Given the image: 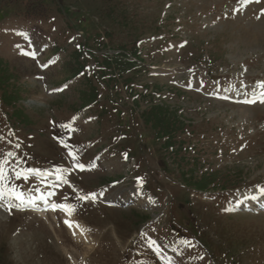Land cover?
I'll list each match as a JSON object with an SVG mask.
<instances>
[{
  "label": "rangeland",
  "instance_id": "374dc122",
  "mask_svg": "<svg viewBox=\"0 0 264 264\" xmlns=\"http://www.w3.org/2000/svg\"><path fill=\"white\" fill-rule=\"evenodd\" d=\"M261 10L264 0H0V151L16 153L17 171L67 181L16 179L9 165L10 183L53 192L51 203L95 194L70 216L82 235L62 211L0 207V264H165L149 239L174 264H264ZM123 51L140 63L104 65Z\"/></svg>",
  "mask_w": 264,
  "mask_h": 264
},
{
  "label": "snow or ice",
  "instance_id": "6c2138e0",
  "mask_svg": "<svg viewBox=\"0 0 264 264\" xmlns=\"http://www.w3.org/2000/svg\"><path fill=\"white\" fill-rule=\"evenodd\" d=\"M236 10L238 11V9H236ZM261 14L264 15V10H261ZM257 18H259V17H257ZM77 47H79V45H77ZM201 87H203L202 84H201ZM257 90H260L258 93L260 102L264 103V82H257L256 86L253 89V93H252L253 97L257 96ZM246 95H247V93H246ZM255 102H256L255 98H249V99H246L243 101V103H255ZM61 127H65V126L61 125ZM0 139H3V136H0ZM61 143L64 144V148L70 149L67 152V156L72 160V167H78L80 169H83L84 165L79 163L76 155L74 154V150H73L74 146H70L67 143H64L63 141H61ZM14 147L19 148V143H16L14 145ZM15 158H16V153L11 151V150L7 151L6 153L3 151H0V207L6 208L9 211V213H11L12 208H17L18 210H24L25 208H28V207H35L37 204V200H40V201H43V203L47 207H50V209L52 211H62L67 216L70 217L71 215H73L77 211L78 207L80 206V204L83 201H87V200H93L94 201L95 200V194L94 193L77 194L74 197V199L76 201L75 204L50 203L49 198L54 195L53 192H48L47 195H40L38 197H31V196L26 197L24 192L20 190V188L17 184L10 183V181L12 180V177L9 176V174H8L9 167H6V166H9L10 160L15 159ZM16 162L19 163L18 159ZM10 167H11V170L13 171V174H14L16 179H21V177H23L25 180H27L29 175H33V174L36 176H40V177L47 175L46 172H41L37 169H32V168H29L26 170V172L22 173L21 171L15 170V168H16L15 164L10 165ZM71 170H72L71 168L57 169V172L58 173H68ZM57 179L64 182V183H67V181L64 179V175H62V174H58ZM257 187L259 188V186H257ZM29 191L39 192L40 189L39 188H36V189L30 188ZM74 191H75V189H74ZM260 191H261V194L264 195V189H261ZM256 198H257L256 196L246 197V199H256ZM64 199L67 200L68 197L65 196ZM64 223L69 228H72L73 226H75L76 228H78L80 230L81 234H83L85 231L78 223H75V225H74L73 222H71L70 220H65ZM73 235H75V232H73ZM181 243H188V242L181 241ZM148 247L152 248L153 251L156 253V255L165 261V264H174L173 258L161 256V249L159 246H156L155 240L149 239L148 240ZM173 251H176V249H173ZM199 259H203V257H199Z\"/></svg>",
  "mask_w": 264,
  "mask_h": 264
},
{
  "label": "bare ground",
  "instance_id": "6f19581e",
  "mask_svg": "<svg viewBox=\"0 0 264 264\" xmlns=\"http://www.w3.org/2000/svg\"><path fill=\"white\" fill-rule=\"evenodd\" d=\"M48 192H50V191H46L45 193L46 194H44V195H47V193ZM25 196L27 197V196H31V197H35V196H33V195H31V194H29L28 192H25ZM149 202H150V200H149ZM30 209H32L36 214H39V215H41V217L43 216H47V215H49L50 214V207H47L44 203H43V201H40V200H37V204H36V206L35 207H29ZM49 213V214H48ZM2 214V213H1ZM3 215V214H2ZM1 216V215H0ZM65 220H70L71 222H73V224L75 225V223H74V221L71 219V217H69V216H65V218H64V221ZM69 228V227H68ZM70 229V231H74L75 233H77V234H81V232H80V230L78 229V228H76L75 226H73L72 228H69ZM82 235V234H81ZM82 237V236H81Z\"/></svg>",
  "mask_w": 264,
  "mask_h": 264
},
{
  "label": "trees",
  "instance_id": "16d2710c",
  "mask_svg": "<svg viewBox=\"0 0 264 264\" xmlns=\"http://www.w3.org/2000/svg\"><path fill=\"white\" fill-rule=\"evenodd\" d=\"M114 60H116L119 63H116ZM114 60H113V65H112V61H110L108 59H103L102 61H104V65H106L107 67H113V66H115L114 68H119V66H121V68L124 69L125 67L132 66V63H129V62L123 63L121 61L122 59L115 58ZM118 64H120V65H118ZM78 69H80V68L78 67ZM103 81H106V80H103Z\"/></svg>",
  "mask_w": 264,
  "mask_h": 264
}]
</instances>
